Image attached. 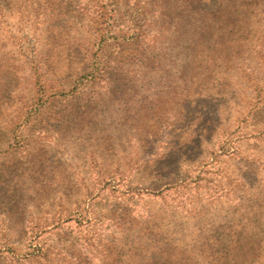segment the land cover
<instances>
[{"label":"rangeland","instance_id":"1","mask_svg":"<svg viewBox=\"0 0 264 264\" xmlns=\"http://www.w3.org/2000/svg\"><path fill=\"white\" fill-rule=\"evenodd\" d=\"M0 264H264V0H0Z\"/></svg>","mask_w":264,"mask_h":264},{"label":"trees","instance_id":"2","mask_svg":"<svg viewBox=\"0 0 264 264\" xmlns=\"http://www.w3.org/2000/svg\"><path fill=\"white\" fill-rule=\"evenodd\" d=\"M212 154H213V153H211L209 156H207V159H206V157H205V163L203 164V166H204V165H208V164L210 163V160H211V159L213 160V156H212ZM200 157H201V154L199 153V154L197 155V157H195L194 159H191V160H193V161H198L199 159H201ZM204 167H205V166H204ZM183 178H184V179H183ZM183 178H180V180H178V181H177L176 183H174L172 186H168V187L166 188V190H169V189L177 190V189L182 188V187H187V186H189V184H191V183H194V182H192V181L190 180V178H189V179H186L185 177H183ZM181 182H182V184H181ZM179 186H180V187H179ZM213 257H214V255L212 254L211 257L208 258V261H209V262H213Z\"/></svg>","mask_w":264,"mask_h":264}]
</instances>
